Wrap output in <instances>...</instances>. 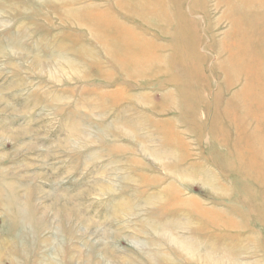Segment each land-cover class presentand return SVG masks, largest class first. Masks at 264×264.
<instances>
[{
  "label": "rangeland",
  "instance_id": "rangeland-1",
  "mask_svg": "<svg viewBox=\"0 0 264 264\" xmlns=\"http://www.w3.org/2000/svg\"><path fill=\"white\" fill-rule=\"evenodd\" d=\"M0 264H264V0H0Z\"/></svg>",
  "mask_w": 264,
  "mask_h": 264
}]
</instances>
